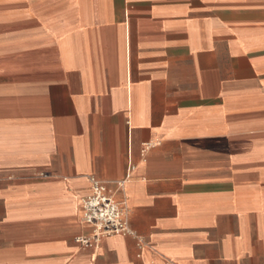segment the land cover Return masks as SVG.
Returning <instances> with one entry per match:
<instances>
[{"label":"crops","instance_id":"obj_1","mask_svg":"<svg viewBox=\"0 0 264 264\" xmlns=\"http://www.w3.org/2000/svg\"><path fill=\"white\" fill-rule=\"evenodd\" d=\"M0 264H264V0H0Z\"/></svg>","mask_w":264,"mask_h":264},{"label":"built area","instance_id":"obj_2","mask_svg":"<svg viewBox=\"0 0 264 264\" xmlns=\"http://www.w3.org/2000/svg\"><path fill=\"white\" fill-rule=\"evenodd\" d=\"M90 184L91 194L82 204V223L91 227L92 231L89 237H80L77 242L90 246L103 238L130 235V208L123 192L124 182L117 183V191L94 178H90ZM116 192L122 195L120 201L115 199Z\"/></svg>","mask_w":264,"mask_h":264}]
</instances>
